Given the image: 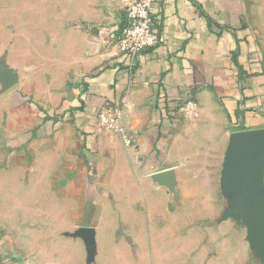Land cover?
Listing matches in <instances>:
<instances>
[{
    "label": "rangeland",
    "instance_id": "obj_1",
    "mask_svg": "<svg viewBox=\"0 0 264 264\" xmlns=\"http://www.w3.org/2000/svg\"><path fill=\"white\" fill-rule=\"evenodd\" d=\"M70 1L0 0V237L9 252L0 264H264V243L231 213L238 191L224 179L229 143L222 154L196 146L170 163L178 170L172 193L153 178L159 165L149 163L152 152L132 158L133 143L120 140V157L98 174L64 128L21 122V92L58 101L80 82L93 53L78 35L85 20L59 18ZM263 5L257 17L264 57ZM65 27L77 32L69 50ZM10 73L18 82L4 90ZM238 127L230 125L231 135ZM19 208L30 216L19 217Z\"/></svg>",
    "mask_w": 264,
    "mask_h": 264
},
{
    "label": "crops",
    "instance_id": "obj_2",
    "mask_svg": "<svg viewBox=\"0 0 264 264\" xmlns=\"http://www.w3.org/2000/svg\"><path fill=\"white\" fill-rule=\"evenodd\" d=\"M263 2L160 0L154 5L160 39L131 69L119 45L125 18L122 0H71L59 18L85 20L88 28L78 35L93 53L84 59L80 82L58 101L18 93L21 122L42 127L52 121L46 125L50 130L61 126L66 141L84 151V161L87 158L99 174L109 161L118 160L123 145L99 125L98 112L106 105L122 106L134 141L128 148L132 158L141 157L140 151L152 152L149 163L159 165L153 173L173 168L178 178L177 166L170 163L196 146H212L222 154L230 125L239 126L235 132L264 129V57L257 17ZM76 33L63 29L65 49H70ZM190 96L200 106L195 119L180 109ZM41 106L47 114L58 112L57 118L47 119ZM0 191L6 194L2 186ZM36 192L44 194L45 185L38 183ZM18 211L22 219L30 216L26 210ZM38 234L37 230L36 239ZM8 253V244L0 237V261Z\"/></svg>",
    "mask_w": 264,
    "mask_h": 264
},
{
    "label": "water",
    "instance_id": "obj_3",
    "mask_svg": "<svg viewBox=\"0 0 264 264\" xmlns=\"http://www.w3.org/2000/svg\"><path fill=\"white\" fill-rule=\"evenodd\" d=\"M4 90L14 87L18 76L3 77ZM153 178L176 193L177 178L173 168L158 171ZM224 179L238 191L237 207L232 210L242 218L253 241L264 243V129L238 131L231 135ZM90 235L91 229H85Z\"/></svg>",
    "mask_w": 264,
    "mask_h": 264
},
{
    "label": "built area",
    "instance_id": "obj_4",
    "mask_svg": "<svg viewBox=\"0 0 264 264\" xmlns=\"http://www.w3.org/2000/svg\"><path fill=\"white\" fill-rule=\"evenodd\" d=\"M159 1L122 0L125 18L119 36V45L131 69L137 66L139 55L154 47L160 39L154 17V5ZM180 109L188 118L200 116L199 103L192 96L183 102ZM127 116L122 106L106 105L98 112V123L103 129L130 146L133 138L127 128Z\"/></svg>",
    "mask_w": 264,
    "mask_h": 264
},
{
    "label": "trees",
    "instance_id": "obj_5",
    "mask_svg": "<svg viewBox=\"0 0 264 264\" xmlns=\"http://www.w3.org/2000/svg\"><path fill=\"white\" fill-rule=\"evenodd\" d=\"M47 110H48V109H45L44 106H41V107H40V111H41V112H43V113L46 112V113H45V117H46L47 119L57 118L56 115L58 114V112L55 113L54 115H52V114H47ZM50 113H51V112H50Z\"/></svg>",
    "mask_w": 264,
    "mask_h": 264
}]
</instances>
